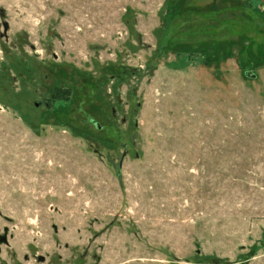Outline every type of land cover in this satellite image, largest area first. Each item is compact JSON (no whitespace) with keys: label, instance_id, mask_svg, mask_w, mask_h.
<instances>
[{"label":"rangeland","instance_id":"374dc122","mask_svg":"<svg viewBox=\"0 0 264 264\" xmlns=\"http://www.w3.org/2000/svg\"><path fill=\"white\" fill-rule=\"evenodd\" d=\"M0 264H264V0H0Z\"/></svg>","mask_w":264,"mask_h":264},{"label":"trees","instance_id":"16d2710c","mask_svg":"<svg viewBox=\"0 0 264 264\" xmlns=\"http://www.w3.org/2000/svg\"><path fill=\"white\" fill-rule=\"evenodd\" d=\"M61 94H65V92L64 91H58V92H56L55 93V98H60L61 97ZM93 122L92 121H90V124H92Z\"/></svg>","mask_w":264,"mask_h":264},{"label":"water","instance_id":"95a60500","mask_svg":"<svg viewBox=\"0 0 264 264\" xmlns=\"http://www.w3.org/2000/svg\"><path fill=\"white\" fill-rule=\"evenodd\" d=\"M246 76H247V77L254 78V76H253V75H251V74H246Z\"/></svg>","mask_w":264,"mask_h":264}]
</instances>
